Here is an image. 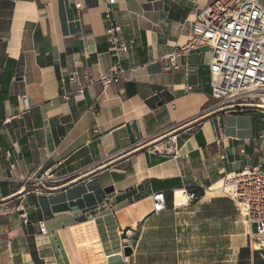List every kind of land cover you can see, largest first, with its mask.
Returning <instances> with one entry per match:
<instances>
[{"label": "crops", "instance_id": "crops-1", "mask_svg": "<svg viewBox=\"0 0 264 264\" xmlns=\"http://www.w3.org/2000/svg\"><path fill=\"white\" fill-rule=\"evenodd\" d=\"M115 1L130 47L120 63L126 73L65 101L78 81L117 63L102 0H0V122L23 109L21 96L32 107L0 126V264H37L51 253L72 264L66 245L55 249L62 232L82 264H181L199 238L227 251V264H264L221 192L226 175L264 169L261 113H228L214 101L208 49L180 59L177 70L158 60L189 43L195 12L216 0ZM172 136L176 156L161 152ZM48 171L53 191L41 185ZM158 192L166 209L154 213ZM184 192L198 197L177 204ZM42 221L50 236L40 234Z\"/></svg>", "mask_w": 264, "mask_h": 264}, {"label": "built area", "instance_id": "built-area-1", "mask_svg": "<svg viewBox=\"0 0 264 264\" xmlns=\"http://www.w3.org/2000/svg\"><path fill=\"white\" fill-rule=\"evenodd\" d=\"M115 0H102L104 8L105 34L112 47L117 63L98 79L87 75L78 81L77 89L64 93L63 100L71 96L83 95L95 85L104 89L119 84L126 71L120 66L122 56L130 47L122 37V29L113 16ZM192 35L187 45L179 47L158 59L167 71L180 68L179 60L191 53L208 49L212 54L210 80L212 98L228 113L259 111L264 121V0H216L208 7L197 10L191 23ZM23 109L0 122V126L29 115L32 107L26 95L20 97ZM177 137L172 136L163 142L162 153L177 155ZM9 158V155H7ZM28 178L26 182H32ZM57 180L51 171L41 182L44 191L57 189ZM225 197L233 200L239 215L249 228L251 247L264 251V169L248 167L225 176L221 188ZM177 204L197 199L191 192H184ZM153 211L160 213L166 209L164 193L152 195ZM40 234L47 236L49 231L44 221L38 223ZM258 246V247H257Z\"/></svg>", "mask_w": 264, "mask_h": 264}, {"label": "rangeland", "instance_id": "rangeland-1", "mask_svg": "<svg viewBox=\"0 0 264 264\" xmlns=\"http://www.w3.org/2000/svg\"><path fill=\"white\" fill-rule=\"evenodd\" d=\"M180 199V196L178 197ZM241 217V216H240ZM242 218V217H241ZM242 220H244V218H242ZM245 222V220H244ZM246 225V231L249 232V228ZM51 234H48V236H50ZM62 237L64 236L63 241H61V238H59V242L55 243V249L58 248H65L66 245V249L68 251V256L71 258L72 264H82L81 261L78 258V254H77V250L76 247L69 242H67V236L65 237L66 234H64L63 232L61 233ZM84 236L85 240L87 239V237L90 236V231H85V234L82 235ZM200 237V236H199ZM232 246V243H231ZM44 248V247H42ZM186 249H187V254H185L184 259L182 260L181 264H227V260L228 258L226 257L227 255V251L224 250L223 255L221 254V251H217L216 247H215V243L213 242H209L207 240H203L202 238H199L198 240H190L187 244H186ZM45 252V251H44ZM55 252H57V250H55ZM230 256H232L233 254V249H231L230 251ZM74 253V254H73ZM41 255V253H39ZM65 255V253H64ZM49 257L46 258L45 255H43L42 257L45 259L43 260H38L37 264H59L58 262L55 261L53 254L51 253L50 255H48ZM231 259V258H230ZM67 260V258H66ZM89 264H101V259L96 258L91 260V262Z\"/></svg>", "mask_w": 264, "mask_h": 264}, {"label": "water", "instance_id": "water-1", "mask_svg": "<svg viewBox=\"0 0 264 264\" xmlns=\"http://www.w3.org/2000/svg\"><path fill=\"white\" fill-rule=\"evenodd\" d=\"M114 191H115V189H114L113 187H109V188H106V189H105V193H106L107 195H110V194L114 193ZM132 254H133V251H132V248H131V247H126V248L124 249V255H125L126 257H130Z\"/></svg>", "mask_w": 264, "mask_h": 264}, {"label": "bare ground", "instance_id": "bare-ground-1", "mask_svg": "<svg viewBox=\"0 0 264 264\" xmlns=\"http://www.w3.org/2000/svg\"><path fill=\"white\" fill-rule=\"evenodd\" d=\"M182 198H183V195L180 196V199L179 198H177V199L179 200V202H181L182 201L181 200ZM120 255H122V253Z\"/></svg>", "mask_w": 264, "mask_h": 264}, {"label": "trees", "instance_id": "trees-1", "mask_svg": "<svg viewBox=\"0 0 264 264\" xmlns=\"http://www.w3.org/2000/svg\"><path fill=\"white\" fill-rule=\"evenodd\" d=\"M195 194V193H194ZM196 195V197H198V195L197 194H195Z\"/></svg>", "mask_w": 264, "mask_h": 264}]
</instances>
